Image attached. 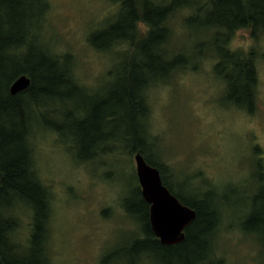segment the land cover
Returning a JSON list of instances; mask_svg holds the SVG:
<instances>
[{
  "label": "rangeland",
  "instance_id": "obj_1",
  "mask_svg": "<svg viewBox=\"0 0 264 264\" xmlns=\"http://www.w3.org/2000/svg\"><path fill=\"white\" fill-rule=\"evenodd\" d=\"M46 1L44 19L33 22L38 24L35 37L49 55L69 59L65 62L70 76L81 90L62 89L68 99H45V108H36L33 116L34 168L50 195L49 264H162L159 253L131 251L134 240L145 238L143 225L124 206L126 199L140 202L136 151L131 153L126 141L112 142L103 145L112 152L91 159L99 149L88 150L89 143L78 132L81 111L91 109V95L107 98L132 51L128 42H117L107 51L90 43L92 35L116 22L122 4L120 0ZM151 1L167 6L173 0ZM197 8L182 6L165 23L168 39L163 54L166 58L182 54L192 63L145 91L149 112L144 157L160 167L163 182L184 201L215 194L212 200L217 201L220 220L211 239V262L264 264V234L243 231V219L254 207L249 198L262 182L260 173L264 177V35L253 39L252 30L242 29L230 39L233 51L255 50L260 56L256 106L249 112L227 101L226 83L214 69L217 59L207 53L215 50L205 49L199 57L195 48L212 32L188 28L187 20ZM43 9L42 2L33 9L34 16ZM139 30L146 33L148 28L141 24ZM116 112L113 121L106 120L102 135L122 137L129 132L130 113ZM18 208L15 236L25 243L32 213Z\"/></svg>",
  "mask_w": 264,
  "mask_h": 264
},
{
  "label": "trees",
  "instance_id": "obj_2",
  "mask_svg": "<svg viewBox=\"0 0 264 264\" xmlns=\"http://www.w3.org/2000/svg\"><path fill=\"white\" fill-rule=\"evenodd\" d=\"M42 2L43 12L34 16L33 9L37 10ZM120 2L122 9L116 22L90 39L91 45L98 50H111L117 42H128L132 48L126 62L122 63L120 81L107 98L91 95V109L81 111L78 132L84 142L89 143L88 150L97 152L99 149L91 159L112 152L113 149L104 148V144L125 141L131 145V153L145 155L144 123L149 112L145 91L176 69L192 63L182 54L167 58L163 54L168 39L165 23L182 6L198 5L196 13L187 20L188 28L212 32L210 39L199 43V48L195 49L200 58L205 55L203 50H215V53H207L217 59L214 69L226 83L227 101L254 111L260 56L255 50L245 54L233 51L230 39L242 29L252 30L253 39L264 35V0H173L167 6L151 0ZM46 10V0H0V264H49L50 195L34 168L30 144L33 116L36 108H45V99L48 102L55 98L66 100L69 95L64 90L71 87L81 91L74 85L67 68L69 59L65 62L49 55L35 37L34 28L38 24L33 22L44 19ZM141 24L148 28L146 33L140 32ZM21 75H27L31 85L26 91L12 95L11 84ZM115 108L130 113L129 132L122 137L112 133L104 136L106 120L109 124L117 116ZM147 162L160 170L155 162ZM260 181L256 194L249 198L254 207L243 219V231L257 235L264 234V177L261 173ZM164 182L170 189L168 182ZM137 191L140 202L126 199L124 206L128 214L143 225L145 238L134 240L131 251L141 255L159 253L163 257L162 264H173V261L177 264H216L211 262V239L218 227L220 211L217 201L212 200L214 193H205L202 198L191 201L177 196L197 212V217L186 229L183 243L164 246L152 231L150 206L141 188ZM18 207L32 213L31 232L25 243H19L15 236L19 227Z\"/></svg>",
  "mask_w": 264,
  "mask_h": 264
},
{
  "label": "water",
  "instance_id": "obj_3",
  "mask_svg": "<svg viewBox=\"0 0 264 264\" xmlns=\"http://www.w3.org/2000/svg\"><path fill=\"white\" fill-rule=\"evenodd\" d=\"M31 85L27 75L18 77L10 87V93L17 95ZM136 173L144 200L149 204V220L154 235L164 246L183 243L186 229L195 221L197 212L182 203L164 184L160 170L147 162L137 152L134 156Z\"/></svg>",
  "mask_w": 264,
  "mask_h": 264
},
{
  "label": "clouds",
  "instance_id": "obj_4",
  "mask_svg": "<svg viewBox=\"0 0 264 264\" xmlns=\"http://www.w3.org/2000/svg\"><path fill=\"white\" fill-rule=\"evenodd\" d=\"M240 34H241V33L238 31V32H237V36H239ZM233 43H235V42H233Z\"/></svg>",
  "mask_w": 264,
  "mask_h": 264
},
{
  "label": "flooded vegetation",
  "instance_id": "obj_5",
  "mask_svg": "<svg viewBox=\"0 0 264 264\" xmlns=\"http://www.w3.org/2000/svg\"><path fill=\"white\" fill-rule=\"evenodd\" d=\"M156 237V236H155ZM156 239H158L157 237H156ZM159 240V239H158ZM160 241V240H159Z\"/></svg>",
  "mask_w": 264,
  "mask_h": 264
}]
</instances>
